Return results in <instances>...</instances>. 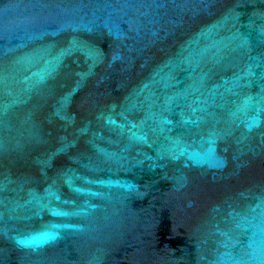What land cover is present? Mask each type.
<instances>
[{
    "label": "water",
    "instance_id": "95a60500",
    "mask_svg": "<svg viewBox=\"0 0 264 264\" xmlns=\"http://www.w3.org/2000/svg\"><path fill=\"white\" fill-rule=\"evenodd\" d=\"M0 264H264V0H0Z\"/></svg>",
    "mask_w": 264,
    "mask_h": 264
},
{
    "label": "clouds",
    "instance_id": "9594fccd",
    "mask_svg": "<svg viewBox=\"0 0 264 264\" xmlns=\"http://www.w3.org/2000/svg\"><path fill=\"white\" fill-rule=\"evenodd\" d=\"M58 238V233H52L47 235L43 233H34L27 236L19 237L17 239V243L23 247H31L32 245L29 243L30 241L39 240V246H45L47 244L55 242V240Z\"/></svg>",
    "mask_w": 264,
    "mask_h": 264
}]
</instances>
